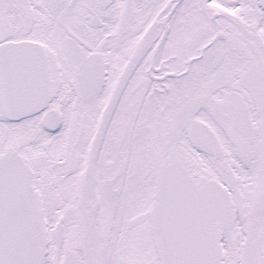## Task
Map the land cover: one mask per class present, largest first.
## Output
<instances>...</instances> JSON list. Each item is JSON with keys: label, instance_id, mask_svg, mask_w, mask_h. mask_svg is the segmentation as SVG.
<instances>
[{"label": "snow or ice", "instance_id": "obj_1", "mask_svg": "<svg viewBox=\"0 0 264 264\" xmlns=\"http://www.w3.org/2000/svg\"><path fill=\"white\" fill-rule=\"evenodd\" d=\"M0 264H264V0H0Z\"/></svg>", "mask_w": 264, "mask_h": 264}]
</instances>
